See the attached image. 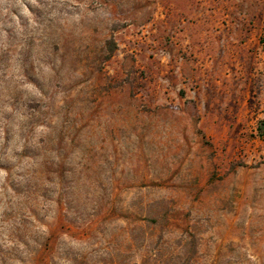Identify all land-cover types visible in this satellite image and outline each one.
<instances>
[{
  "label": "rangeland",
  "instance_id": "rangeland-1",
  "mask_svg": "<svg viewBox=\"0 0 264 264\" xmlns=\"http://www.w3.org/2000/svg\"><path fill=\"white\" fill-rule=\"evenodd\" d=\"M0 264H264V0H0Z\"/></svg>",
  "mask_w": 264,
  "mask_h": 264
}]
</instances>
